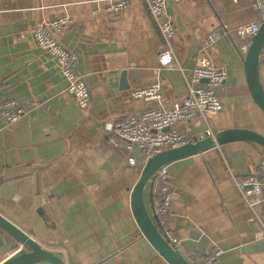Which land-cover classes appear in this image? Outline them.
I'll use <instances>...</instances> for the list:
<instances>
[{"label": "crops", "instance_id": "crops-1", "mask_svg": "<svg viewBox=\"0 0 264 264\" xmlns=\"http://www.w3.org/2000/svg\"><path fill=\"white\" fill-rule=\"evenodd\" d=\"M111 1L0 0V104L23 109L8 123L0 107V213L77 264H169L141 233L130 207L145 161L136 147L111 144V127L146 107H170L205 55L227 71L217 90L221 109L208 116L213 132L249 128L264 135V113L245 77L242 46L250 38L236 31L259 13L251 0L170 2L176 60L162 64L158 55L167 42L146 0L104 11ZM63 13L73 22L56 34L76 55L75 69L91 91L88 107L68 93L57 64L32 36L36 25ZM214 29L223 35L205 47L204 36ZM122 71L128 85H121ZM259 74L264 87V61ZM153 81L161 83L159 100L131 97ZM189 124L175 127L190 140L199 137L204 127ZM263 157L259 144L231 141L166 165L169 227L195 262L221 250L215 264H264V250L241 249L264 238L257 218L264 216L261 194L251 196V208L234 181L258 175ZM20 247L0 228V262Z\"/></svg>", "mask_w": 264, "mask_h": 264}, {"label": "built area", "instance_id": "built-area-1", "mask_svg": "<svg viewBox=\"0 0 264 264\" xmlns=\"http://www.w3.org/2000/svg\"><path fill=\"white\" fill-rule=\"evenodd\" d=\"M181 0H146L148 9L154 19L161 35L167 42L165 48L158 55L162 64L176 60L170 38L176 34L173 18L169 11V3H178ZM131 0H113L106 4L104 11H119L125 9ZM252 7L259 13L256 21L240 25L236 31L244 38H250L258 32L261 23L264 22V0H251ZM98 10V8L96 9ZM73 18L68 13L36 25L32 29V36L39 48L57 64L59 73L65 79L68 93L74 96L80 107H88L91 103V91L84 76L75 69L76 55L66 48L57 37V31L64 26L71 25ZM223 29H214L204 36V46L207 47L223 35ZM249 44H244L242 50H246ZM227 77L226 69L213 65L210 58L201 56L196 61L190 80L181 89L178 98L170 107L149 106L140 112L129 113L127 116L116 121L111 127L108 138L111 144L117 146L123 142L127 148L136 147L146 162L154 154L162 150L179 147L188 141L190 136L178 130L175 125L179 121H185L190 126V121L204 127L199 138L213 135L214 132L209 124V114H214L221 109L218 88ZM161 83H152L136 88L130 92L131 97L144 100H159L161 97ZM6 122L17 119L23 109L14 106L13 102L6 101L0 104ZM198 137V136H197ZM131 164L135 159L131 158ZM235 185L244 199L252 208L251 196L261 194L260 202L264 212V157L261 160V170L256 174L234 179ZM146 190L148 195L145 203L149 215L159 232L175 247L191 264L195 261L189 256L182 240L177 237L169 227L171 215V183L169 171L166 165L161 166L150 178ZM264 229V216L257 215ZM264 237V236H263ZM222 251L216 250L213 255L200 264H213L215 257Z\"/></svg>", "mask_w": 264, "mask_h": 264}, {"label": "water", "instance_id": "water-1", "mask_svg": "<svg viewBox=\"0 0 264 264\" xmlns=\"http://www.w3.org/2000/svg\"><path fill=\"white\" fill-rule=\"evenodd\" d=\"M243 54L249 94L253 102L264 113V87L259 74L260 63L264 61V22L261 23L258 32L250 37L249 46ZM121 85H128L124 71L121 72ZM231 141L255 142L264 148V135L258 131L249 128H228L203 138L194 136L187 143L162 150L144 162L139 178L130 192V207L141 233L169 264L191 263L159 232L149 215L145 203V190L150 178L161 166L176 159L203 153ZM0 228L12 237L17 245L21 246L16 252L3 259L0 264H77L70 255L65 257L53 248L55 245L37 241L31 231H26L1 213ZM241 249L248 253L264 250V238L256 243L245 245ZM194 264L200 263L195 262Z\"/></svg>", "mask_w": 264, "mask_h": 264}, {"label": "trees", "instance_id": "trees-1", "mask_svg": "<svg viewBox=\"0 0 264 264\" xmlns=\"http://www.w3.org/2000/svg\"><path fill=\"white\" fill-rule=\"evenodd\" d=\"M212 254H213V253H212ZM199 257H200V258H204V256H202V255H200ZM206 258H207V257H206Z\"/></svg>", "mask_w": 264, "mask_h": 264}, {"label": "rangeland", "instance_id": "rangeland-1", "mask_svg": "<svg viewBox=\"0 0 264 264\" xmlns=\"http://www.w3.org/2000/svg\"><path fill=\"white\" fill-rule=\"evenodd\" d=\"M145 192H146V190H145ZM145 200H146V198H145Z\"/></svg>", "mask_w": 264, "mask_h": 264}]
</instances>
